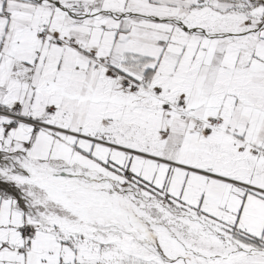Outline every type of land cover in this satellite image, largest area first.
Listing matches in <instances>:
<instances>
[{"label": "crops", "instance_id": "0c3cea01", "mask_svg": "<svg viewBox=\"0 0 264 264\" xmlns=\"http://www.w3.org/2000/svg\"><path fill=\"white\" fill-rule=\"evenodd\" d=\"M140 1L106 21L0 0V107L47 127L0 116V158L129 180L264 246V0ZM42 224L0 187V264H81L79 240Z\"/></svg>", "mask_w": 264, "mask_h": 264}, {"label": "rangeland", "instance_id": "374dc122", "mask_svg": "<svg viewBox=\"0 0 264 264\" xmlns=\"http://www.w3.org/2000/svg\"><path fill=\"white\" fill-rule=\"evenodd\" d=\"M39 1L49 3L61 9L81 12V15L75 16L82 18L91 16L106 21L120 18V15H125L126 18H138L135 14L138 12L124 13L125 9L128 10V5L132 4L131 0ZM134 3V7L136 8L143 4L140 0H134ZM109 4H115L123 14L116 15L108 11ZM72 171L67 167L62 168V165L51 167L18 163L13 157L3 155L0 158V187L4 188V190L14 191L22 207L35 219L43 223L42 225L54 226L68 233L71 237H76L84 251L81 264H157L153 261L136 259L128 255L127 252L125 253L121 249V243L128 241V238L135 235L131 234L130 229L128 233L113 234L103 228L108 224L107 222L113 215L111 216L107 212L104 214V209L101 206L92 205L83 200L86 191L81 190H92L95 195L97 194L98 197H102L108 205L114 207L119 205L124 207L119 202V199L127 198L136 215V220L132 224L133 227L139 220L147 224L151 220L156 225H162L174 238L178 237L177 239L183 242L199 248H205L208 252L222 259L226 256L218 253L217 249H233L237 251L240 257L248 254H257L264 257V247L240 241L230 235L220 225L193 211L180 208L160 195L145 191L142 187L130 183L129 180V183L124 181L115 183L101 177V179L94 178L89 179L91 181H84L85 179L74 175ZM22 172L30 174L33 179H41L43 182L42 186L33 185L28 181H19L23 176ZM81 183L82 185H80ZM49 184L57 185L62 190L63 197L71 205L74 204L75 208L70 206L68 208L62 200L60 201L57 197H54L53 189L47 186ZM43 186L47 187L42 188ZM80 186L84 189H81ZM84 207L85 211L83 212L81 209H84ZM32 213L39 216H35ZM120 217L119 214H116L112 219L115 218L114 220L118 221L121 220L119 219ZM143 227L148 228L146 225H143ZM148 235L146 232L143 236L148 240ZM112 240L119 242L120 245L109 243ZM138 242L143 243L141 240ZM137 245L139 246V244ZM238 262L239 264H247L243 259L234 263L238 264Z\"/></svg>", "mask_w": 264, "mask_h": 264}, {"label": "bare ground", "instance_id": "6f19581e", "mask_svg": "<svg viewBox=\"0 0 264 264\" xmlns=\"http://www.w3.org/2000/svg\"><path fill=\"white\" fill-rule=\"evenodd\" d=\"M21 174L23 175L19 179V181L21 182H25L27 180L31 182L34 181H38L40 183L42 182L41 179L31 178V175L28 173L22 172ZM47 186L53 189L54 195L53 194L52 195L54 197H57V199L60 201L62 200V202L65 203L68 208L69 206L75 208L74 204L71 205V203L63 197L62 195L63 192L59 187H57V185L49 184ZM47 186H43V187H47ZM80 188L84 189L81 186ZM81 191L84 192L86 191V195L83 196L84 198L83 200H86L87 203H90L92 205L101 206L104 209L103 210L104 214L107 212L111 216L112 215L114 216L116 214H119L121 216L119 218L121 220H118L116 218L118 221H115L114 220L115 218L112 219L113 217L112 216L108 222L106 221L108 224L105 225L103 228H105L106 230L110 231L113 234H120L122 232L128 233L129 232L128 230L130 229L131 234L133 233L136 237L134 236L128 238V241L121 243V249L125 253L127 252L128 255L136 259L146 260L149 262L153 261L157 264H235L236 261H240L242 259L247 264H259L262 262L264 263V257L262 255L258 256L257 254H251V255L248 254L240 257L237 254V251L233 249H217L218 253L224 254L226 256L223 259L219 258L213 255L211 252H208L205 248H199L197 246L183 242L180 239H177L178 237L174 238L172 235H170L169 232H167V230L164 229L162 225L160 224L156 225L151 220L149 221L148 224L145 223L144 221L139 220L138 223L136 222V225L133 227L132 224L136 220L135 217L136 215L131 208L132 206L130 201L127 198L119 199V202L123 204L124 207H121L120 205L114 207L108 205V203L105 200H103L102 197L100 198L97 196V194L95 195L92 190H91L92 192L89 190H81ZM81 210L84 212L85 207L84 209ZM143 225L148 226V228L143 227ZM146 232L149 234L148 240L143 236ZM137 240L138 241L141 240L143 243H139ZM109 243L120 245L119 242L114 240L109 241ZM137 244H139V246Z\"/></svg>", "mask_w": 264, "mask_h": 264}, {"label": "built area", "instance_id": "2783aa9c", "mask_svg": "<svg viewBox=\"0 0 264 264\" xmlns=\"http://www.w3.org/2000/svg\"><path fill=\"white\" fill-rule=\"evenodd\" d=\"M199 2L201 4L205 3L204 0H199ZM54 7L57 8L56 6H54ZM45 28L48 29V27H45ZM75 43H76V40L73 39L71 45H68V46H70V47L74 46ZM61 45H65L66 46L65 43H61ZM91 58L93 60H96V59H98V55L97 54H92ZM97 62L100 64V62L98 60H97ZM129 86L131 88H133V89H145L146 88L145 82H130ZM154 96L156 98H162V95H161L160 92H156L154 94ZM171 107H172L171 104L166 103L165 108L169 109ZM180 107H181L180 104L176 106L177 109H180ZM0 116L10 117L17 123H19V122L27 123L28 125L33 126L35 128V131H40L43 128L44 129L47 128L42 123H39V122H37V121H35L33 119H30V118L23 117L19 110L8 111V110H5V109L0 107ZM217 128H218V124L217 123H212V125L207 126V125L203 124L202 122H198L195 125V130L197 132H201V133H204V134H209V133L213 132L214 130H216ZM21 233L28 241H32L34 239V237H35V230L32 227H28V226L27 227H23L21 229Z\"/></svg>", "mask_w": 264, "mask_h": 264}, {"label": "water", "instance_id": "95a60500", "mask_svg": "<svg viewBox=\"0 0 264 264\" xmlns=\"http://www.w3.org/2000/svg\"><path fill=\"white\" fill-rule=\"evenodd\" d=\"M259 38L264 40V28H261L259 29ZM29 183L33 184V185H36V186H42V182H38V181H34V182H31L29 180H27ZM42 188H45V187H42Z\"/></svg>", "mask_w": 264, "mask_h": 264}, {"label": "trees", "instance_id": "16d2710c", "mask_svg": "<svg viewBox=\"0 0 264 264\" xmlns=\"http://www.w3.org/2000/svg\"><path fill=\"white\" fill-rule=\"evenodd\" d=\"M248 244L262 246V245H260L258 242H253V243H248ZM262 247H264V246H262Z\"/></svg>", "mask_w": 264, "mask_h": 264}]
</instances>
